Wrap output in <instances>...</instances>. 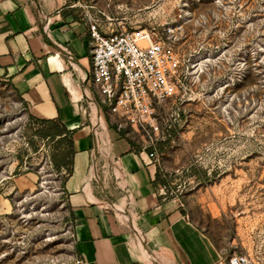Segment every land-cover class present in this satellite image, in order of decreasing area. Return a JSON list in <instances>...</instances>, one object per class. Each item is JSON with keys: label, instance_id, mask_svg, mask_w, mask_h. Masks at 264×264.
<instances>
[{"label": "rangeland", "instance_id": "rangeland-1", "mask_svg": "<svg viewBox=\"0 0 264 264\" xmlns=\"http://www.w3.org/2000/svg\"><path fill=\"white\" fill-rule=\"evenodd\" d=\"M115 22L149 29L179 57L175 93L157 108L163 190L182 203L221 260L264 264V0H117ZM0 79V264H81L63 185L43 137ZM160 147V149L158 148Z\"/></svg>", "mask_w": 264, "mask_h": 264}, {"label": "crops", "instance_id": "crops-1", "mask_svg": "<svg viewBox=\"0 0 264 264\" xmlns=\"http://www.w3.org/2000/svg\"><path fill=\"white\" fill-rule=\"evenodd\" d=\"M105 0H0V79L35 117L72 132L64 191L81 264H221L182 203L165 193L158 160L101 104L91 40L78 4Z\"/></svg>", "mask_w": 264, "mask_h": 264}, {"label": "built area", "instance_id": "built-area-1", "mask_svg": "<svg viewBox=\"0 0 264 264\" xmlns=\"http://www.w3.org/2000/svg\"><path fill=\"white\" fill-rule=\"evenodd\" d=\"M116 1L105 0V9L78 4L91 40V81L118 127L160 135L157 108L176 91L180 60L172 45L152 30H128L115 22L111 9ZM150 143L148 157L157 160ZM221 264L254 263L247 253H232Z\"/></svg>", "mask_w": 264, "mask_h": 264}, {"label": "trees", "instance_id": "trees-1", "mask_svg": "<svg viewBox=\"0 0 264 264\" xmlns=\"http://www.w3.org/2000/svg\"><path fill=\"white\" fill-rule=\"evenodd\" d=\"M32 118L36 122L46 126L43 132V137L57 141L59 143L58 145L59 148L61 147V144H63V146L65 147L62 149L60 148V152L52 155V162L57 170L61 168L66 169L67 171L66 178H67V176L71 172L72 157L75 151L73 147L71 130H69L62 122H60L57 119H45V118H38L35 116H32ZM158 148L160 149V147ZM159 177H160L159 173H156L155 180L156 181L160 180V182H163V180L160 179Z\"/></svg>", "mask_w": 264, "mask_h": 264}]
</instances>
